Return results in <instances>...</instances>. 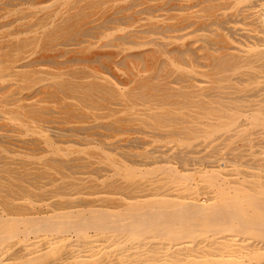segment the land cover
I'll use <instances>...</instances> for the list:
<instances>
[{
  "label": "bare ground",
  "instance_id": "bare-ground-1",
  "mask_svg": "<svg viewBox=\"0 0 264 264\" xmlns=\"http://www.w3.org/2000/svg\"><path fill=\"white\" fill-rule=\"evenodd\" d=\"M0 264H264V0H0Z\"/></svg>",
  "mask_w": 264,
  "mask_h": 264
}]
</instances>
